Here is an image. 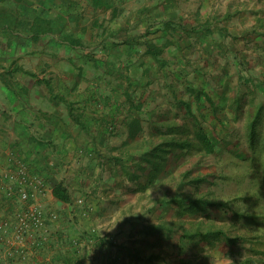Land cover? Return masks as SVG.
<instances>
[{"label": "crops", "instance_id": "1", "mask_svg": "<svg viewBox=\"0 0 264 264\" xmlns=\"http://www.w3.org/2000/svg\"><path fill=\"white\" fill-rule=\"evenodd\" d=\"M11 11L12 26L0 20V264H234L229 215L198 190L196 154L244 116L264 0H17ZM20 167L46 192L45 227L23 258L3 242L22 204L1 178ZM251 245L241 239V259L264 264Z\"/></svg>", "mask_w": 264, "mask_h": 264}, {"label": "rangeland", "instance_id": "2", "mask_svg": "<svg viewBox=\"0 0 264 264\" xmlns=\"http://www.w3.org/2000/svg\"><path fill=\"white\" fill-rule=\"evenodd\" d=\"M14 4L16 0H0V6H7V10H13ZM260 44L244 56L246 71L241 80V107L237 110L244 116L234 130L231 122L222 125V130L215 127L212 151L196 154L208 180L201 188L199 183L198 190H207L208 203L215 209H225L229 215L230 223L223 225V231L234 245V263L247 260L241 259V238L255 244L251 245L252 255L257 248L262 251L260 258L264 255V38ZM229 127L231 133L225 138L223 129ZM196 224L197 229L209 232L222 229L216 222ZM243 253L248 254L246 250Z\"/></svg>", "mask_w": 264, "mask_h": 264}, {"label": "built area", "instance_id": "3", "mask_svg": "<svg viewBox=\"0 0 264 264\" xmlns=\"http://www.w3.org/2000/svg\"><path fill=\"white\" fill-rule=\"evenodd\" d=\"M1 180L4 190L16 192L22 204V211L17 216L13 235L4 238L3 242L8 256L23 258L29 254L33 245H38L34 233L45 227L46 212L41 199L46 192L41 181L24 167L6 172ZM78 204L85 207L84 214L89 213V208L82 199L78 200ZM91 233H94V230Z\"/></svg>", "mask_w": 264, "mask_h": 264}, {"label": "trees", "instance_id": "4", "mask_svg": "<svg viewBox=\"0 0 264 264\" xmlns=\"http://www.w3.org/2000/svg\"><path fill=\"white\" fill-rule=\"evenodd\" d=\"M17 1V0H16ZM13 12L10 10H0V20L3 24H7L8 26H12L14 24L13 22ZM202 148L207 151V152H211L212 151V142L210 140H208L207 138H202ZM54 194L56 197H58L59 199L62 200H67V196L65 195V193H63V190L60 188V186H56L54 188ZM209 232V231H208ZM211 233V232H209ZM221 231H216L214 232V235H220ZM242 239V238H241ZM250 260H244L242 262H236L234 264H249Z\"/></svg>", "mask_w": 264, "mask_h": 264}]
</instances>
